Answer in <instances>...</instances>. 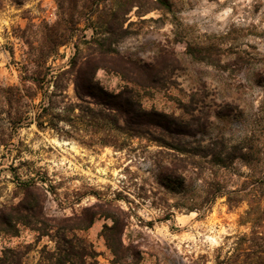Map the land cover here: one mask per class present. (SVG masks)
Wrapping results in <instances>:
<instances>
[{
  "label": "rangeland",
  "instance_id": "rangeland-1",
  "mask_svg": "<svg viewBox=\"0 0 264 264\" xmlns=\"http://www.w3.org/2000/svg\"><path fill=\"white\" fill-rule=\"evenodd\" d=\"M80 3L0 0V264H264V0Z\"/></svg>",
  "mask_w": 264,
  "mask_h": 264
},
{
  "label": "trees",
  "instance_id": "trees-1",
  "mask_svg": "<svg viewBox=\"0 0 264 264\" xmlns=\"http://www.w3.org/2000/svg\"><path fill=\"white\" fill-rule=\"evenodd\" d=\"M58 6V9L62 10V0H55ZM80 8L82 10L88 9V7H98L100 5L101 0H80ZM136 0H119V9L121 10H130L131 7L135 6ZM125 11V10H124ZM113 20L117 19L116 15L112 16ZM102 23L107 25L106 20H101ZM107 32V31H106ZM66 38H63L55 43V45L59 44L60 42L64 41ZM38 78H32V81H37ZM92 85V82L90 80V86ZM18 87H5L0 86V96L3 97L6 101H10V97L8 94L13 91H18ZM41 125V124H39ZM7 140V134L5 132V128L0 124V143H3ZM227 158H229L227 156ZM219 163H224L222 159L219 160ZM92 221H88L86 224L80 223L75 229H86L91 225ZM9 224L6 225L8 227ZM3 230V228L0 227V231ZM63 242L66 244L63 247H57L58 256L56 258V262L54 264H94L93 260L96 256V252L93 250L90 243H86L83 238L75 237L72 239H64ZM113 253L115 254L112 247L108 246Z\"/></svg>",
  "mask_w": 264,
  "mask_h": 264
}]
</instances>
